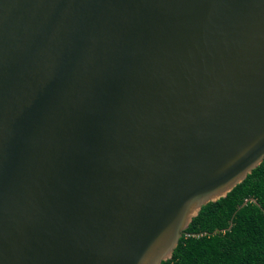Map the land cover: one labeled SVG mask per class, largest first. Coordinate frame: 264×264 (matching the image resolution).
Segmentation results:
<instances>
[{"label": "water", "instance_id": "obj_1", "mask_svg": "<svg viewBox=\"0 0 264 264\" xmlns=\"http://www.w3.org/2000/svg\"><path fill=\"white\" fill-rule=\"evenodd\" d=\"M264 160V0H0V264H162Z\"/></svg>", "mask_w": 264, "mask_h": 264}, {"label": "trees", "instance_id": "obj_2", "mask_svg": "<svg viewBox=\"0 0 264 264\" xmlns=\"http://www.w3.org/2000/svg\"><path fill=\"white\" fill-rule=\"evenodd\" d=\"M162 264H264V160L225 198L202 207Z\"/></svg>", "mask_w": 264, "mask_h": 264}]
</instances>
